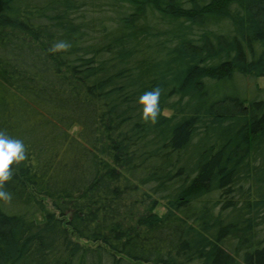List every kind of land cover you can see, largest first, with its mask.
<instances>
[{
    "label": "trees",
    "instance_id": "obj_1",
    "mask_svg": "<svg viewBox=\"0 0 264 264\" xmlns=\"http://www.w3.org/2000/svg\"><path fill=\"white\" fill-rule=\"evenodd\" d=\"M262 78L264 0H0V264H264Z\"/></svg>",
    "mask_w": 264,
    "mask_h": 264
},
{
    "label": "clouds",
    "instance_id": "obj_2",
    "mask_svg": "<svg viewBox=\"0 0 264 264\" xmlns=\"http://www.w3.org/2000/svg\"><path fill=\"white\" fill-rule=\"evenodd\" d=\"M71 44L67 41H58L49 49L52 53L66 52ZM162 90L159 87L144 92L138 98L141 108L142 121L155 124L160 114V97ZM28 158L27 150L22 140L7 136L0 131V201L8 204L12 194L5 189V184L13 178V165H20Z\"/></svg>",
    "mask_w": 264,
    "mask_h": 264
},
{
    "label": "rangeland",
    "instance_id": "obj_3",
    "mask_svg": "<svg viewBox=\"0 0 264 264\" xmlns=\"http://www.w3.org/2000/svg\"><path fill=\"white\" fill-rule=\"evenodd\" d=\"M257 82L259 85L263 86L264 85V78L258 79ZM164 112H167V110L165 109Z\"/></svg>",
    "mask_w": 264,
    "mask_h": 264
}]
</instances>
